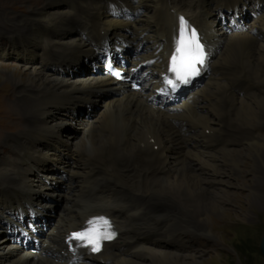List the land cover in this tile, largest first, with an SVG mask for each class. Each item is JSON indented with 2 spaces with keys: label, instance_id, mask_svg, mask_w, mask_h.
I'll return each instance as SVG.
<instances>
[{
  "label": "bare ground",
  "instance_id": "bare-ground-1",
  "mask_svg": "<svg viewBox=\"0 0 264 264\" xmlns=\"http://www.w3.org/2000/svg\"><path fill=\"white\" fill-rule=\"evenodd\" d=\"M31 13L13 24L19 30L7 39L13 59L32 68L0 66L8 75L1 74V82L29 85L20 95L29 97L41 126L37 132L25 127L9 150L14 159L0 162L17 169L0 168V264H155L157 255L165 264H188L161 243L173 240L176 251L184 249L187 230L210 236L208 218L224 221L227 213L216 204L228 207L230 195L208 187L226 181L227 162L238 167L245 160L248 173L260 174L249 177L248 206L236 218L264 215L253 210L264 177V0H47ZM181 18L200 34L211 68L221 74H206L173 104L157 103ZM109 59L114 66L125 61L119 83L105 68ZM145 62L140 84L130 87L127 76ZM41 69L51 73L49 81ZM62 120L79 127L76 137L67 132L63 140ZM17 158L25 168L17 167ZM43 171L45 178L38 176ZM55 176L63 182L60 192ZM54 193L61 200L56 209L67 207L68 224L51 209ZM204 206L205 230L189 227ZM100 214L116 240L97 254L81 249L74 262L64 234ZM16 227L24 228L21 244ZM196 258L190 256L193 264Z\"/></svg>",
  "mask_w": 264,
  "mask_h": 264
},
{
  "label": "rangeland",
  "instance_id": "rangeland-1",
  "mask_svg": "<svg viewBox=\"0 0 264 264\" xmlns=\"http://www.w3.org/2000/svg\"><path fill=\"white\" fill-rule=\"evenodd\" d=\"M46 4L47 0H0V66H2L4 69L10 71H25L32 68H30V66L28 65L23 64L22 62H18V60L13 59V57L11 56V42L7 39V37L10 35V33L19 30V27L14 26L16 21L18 22L25 19L26 17L29 18V16L32 14L31 11H38L44 8ZM19 26L21 27V25ZM2 54H4L5 56H3ZM22 56H20V59H22L24 62H27L28 59H23ZM40 71L41 73H43L42 80L49 81V74L51 73L42 69ZM0 75L2 77L4 76V78L8 76L7 73H4L3 71L0 72ZM27 86L29 85H25V88ZM20 87L21 86H15L14 84H8V82L0 81V162L7 160V157L9 160L14 159L15 155L9 154V152L12 153L9 150L12 149L13 151L14 149L13 139L20 138L26 135L25 127L35 132L41 130V126L35 117V112L31 108H28L31 107L29 97H27L26 95L23 98L22 95H20L23 94L22 90L24 92L25 88L20 89ZM12 89L13 91H11ZM14 90L16 93L14 92ZM11 92L14 93L12 94ZM26 112L28 115L26 114ZM93 114L94 113L90 112L87 116L92 117ZM82 116L83 113L80 114V117ZM54 120H56L55 122L58 121L57 116ZM71 120L70 122L68 120H62L59 122L58 130L65 133L63 135V140L67 136V132H70L75 137L78 135L79 127L72 124ZM52 123H54V121ZM261 134L264 135V124L263 126H261ZM28 136L30 135L28 134ZM8 146L9 149L7 148ZM30 159H33V157L31 156ZM16 161L18 168L26 167L23 159L17 158ZM244 161L245 160L241 161L238 164V167L231 166L233 163L227 162V164L229 165L225 168V170L227 172V170L230 169V172H227L229 175L227 174L228 177L225 178L226 181L224 183H217V186L213 185V187H208L213 189H225V191L227 192V196L230 195L231 205H229L228 207L222 206L221 202L216 204L218 207H222L223 209H225L227 213L225 217L226 220L224 219L225 222L215 218L214 216L209 217V211L207 207L204 206L201 218H199V220L192 221L188 226H193L194 228L197 227L199 229L205 230V224L203 220L208 216L210 224L208 226L209 228H207L210 230L211 235H207L206 231L196 233L195 229L192 232L190 230H187L186 235L188 239L186 241V248L176 251L174 241L167 239L168 241L163 240L161 243V247L163 248L162 250L169 251L170 253L176 255L179 253V256L187 257L184 261L188 264H193V262H191L192 260H190V256L197 257L195 260L198 262V264H264V256L260 252V244L264 237V215H255L254 218L248 220L247 222L239 221L235 216V213L243 211L244 208L246 209L248 206L245 200L251 195V191L248 186L252 184L249 177H260L259 173H255V176L251 173H248L249 166L248 164H245ZM0 168L5 172L15 173L17 171L15 167L11 169L8 166L5 167L0 165ZM46 173L47 172L43 171L38 176H44L45 178L46 175H48ZM33 175H36V173H33ZM33 175L30 174L29 176L30 182H33ZM46 179H51V176L49 175V177ZM55 180L58 184H56L54 189L61 190L63 183L62 179L58 177L56 178L55 176ZM73 180L76 181V178H73ZM262 180L260 185L256 184L257 186L255 187L259 194V199L255 201L253 210H256L258 211V213L263 214L264 187H261L264 186V177ZM60 190L58 192H60ZM50 196H52V211L57 210L58 213H63L62 209H56L58 207V204L61 203V200L56 198L57 194H50ZM223 196H225V194H223ZM212 201L215 203V199H213ZM187 216L188 221L190 219V215ZM194 231L195 233L193 234ZM2 234H4V232L0 233V238L3 236ZM5 241L8 242V244L11 243L10 241ZM165 242L166 244H164ZM17 250L19 251V249ZM157 259L158 261L155 264H165L163 262L164 260L162 255H157Z\"/></svg>",
  "mask_w": 264,
  "mask_h": 264
},
{
  "label": "snow or ice",
  "instance_id": "snow-or-ice-1",
  "mask_svg": "<svg viewBox=\"0 0 264 264\" xmlns=\"http://www.w3.org/2000/svg\"><path fill=\"white\" fill-rule=\"evenodd\" d=\"M180 23V35L176 48V53L179 56L172 55L169 70L175 74V81H179L180 84H187L191 77L199 74V66L204 63L206 54L196 31L192 30L191 34L187 35L186 22L183 18H181ZM175 81L171 79L167 81L173 89L179 87ZM88 224V228L72 233L70 240L86 241L87 245H91L92 251H99L101 241L110 240L115 235L113 232L108 231L111 228V223L105 217H94L88 221Z\"/></svg>",
  "mask_w": 264,
  "mask_h": 264
},
{
  "label": "water",
  "instance_id": "water-1",
  "mask_svg": "<svg viewBox=\"0 0 264 264\" xmlns=\"http://www.w3.org/2000/svg\"><path fill=\"white\" fill-rule=\"evenodd\" d=\"M260 252L264 256V237H263L262 242L260 244Z\"/></svg>",
  "mask_w": 264,
  "mask_h": 264
}]
</instances>
